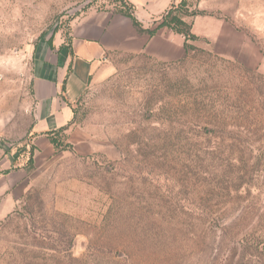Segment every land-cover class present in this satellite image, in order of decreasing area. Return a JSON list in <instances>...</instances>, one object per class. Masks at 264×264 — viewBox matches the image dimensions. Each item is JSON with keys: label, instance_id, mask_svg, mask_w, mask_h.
<instances>
[{"label": "rangeland", "instance_id": "rangeland-1", "mask_svg": "<svg viewBox=\"0 0 264 264\" xmlns=\"http://www.w3.org/2000/svg\"><path fill=\"white\" fill-rule=\"evenodd\" d=\"M198 2L190 13L219 2L244 51L207 39L177 62L113 54L75 104L105 152L35 163L42 51L90 11L130 6L0 0V264H264V0Z\"/></svg>", "mask_w": 264, "mask_h": 264}, {"label": "crops", "instance_id": "crops-1", "mask_svg": "<svg viewBox=\"0 0 264 264\" xmlns=\"http://www.w3.org/2000/svg\"><path fill=\"white\" fill-rule=\"evenodd\" d=\"M124 1L141 27L123 13L90 11L76 20L67 44L42 51L38 60L40 72L33 80L35 119L31 135L35 163L51 162L57 157L61 147H57L54 140L65 146L63 153L80 157L96 156L104 151L97 136L78 123L75 104L90 78L110 67L113 54L122 51L146 54L168 62L187 56L183 34L165 27L151 36L141 29L153 27L182 0ZM207 1L199 0V9L211 6ZM220 8L218 2L211 6V13L199 11L191 16L192 31L197 40H211L217 54L236 55L246 48V32L217 16L215 12ZM197 20L203 22L200 25L205 31H197ZM3 192L0 190V197ZM0 202L1 217L6 208L11 209L12 202L4 197Z\"/></svg>", "mask_w": 264, "mask_h": 264}, {"label": "trees", "instance_id": "trees-1", "mask_svg": "<svg viewBox=\"0 0 264 264\" xmlns=\"http://www.w3.org/2000/svg\"><path fill=\"white\" fill-rule=\"evenodd\" d=\"M126 3V2H125ZM188 0H182L178 5H174L167 13L162 17V19L155 24L153 27L144 29L141 28L143 31H146L151 36L155 35L160 29L162 28H169L173 31L183 34L186 38V49L187 52L191 48H193V41L197 40V35H195L192 31L193 24L191 22H188L186 20V16L188 15H196L200 12H193L190 13L189 8L190 4H188ZM129 17H131L137 27H141L140 22L137 20V18L132 14L131 7L129 11L121 12ZM57 147H61L60 150L65 149V146L58 142L57 140H54ZM31 162H34V158L31 157Z\"/></svg>", "mask_w": 264, "mask_h": 264}]
</instances>
